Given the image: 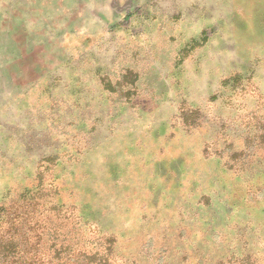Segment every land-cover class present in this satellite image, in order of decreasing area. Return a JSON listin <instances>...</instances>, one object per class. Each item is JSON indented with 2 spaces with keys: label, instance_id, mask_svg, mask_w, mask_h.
<instances>
[{
  "label": "rangeland",
  "instance_id": "rangeland-1",
  "mask_svg": "<svg viewBox=\"0 0 264 264\" xmlns=\"http://www.w3.org/2000/svg\"><path fill=\"white\" fill-rule=\"evenodd\" d=\"M229 15L230 0H0V232L18 216L43 264H237L244 241L259 250L264 47L246 51L217 24ZM96 75L114 85L108 106ZM50 94L71 103L68 123ZM61 116L72 134L49 145ZM39 178L58 194L17 199Z\"/></svg>",
  "mask_w": 264,
  "mask_h": 264
},
{
  "label": "crops",
  "instance_id": "crops-1",
  "mask_svg": "<svg viewBox=\"0 0 264 264\" xmlns=\"http://www.w3.org/2000/svg\"><path fill=\"white\" fill-rule=\"evenodd\" d=\"M194 7L197 10L202 8L198 4H195ZM203 8L207 9V6H205ZM206 14H207V12L205 13L204 16H206ZM221 23L232 24L231 33H232V35H234V38H236L238 40L239 39H245L246 40V42H245L246 51H248V52L250 51V53H252L253 55L256 52V51H254V49L259 50V49H261V47H264V0H230L229 19H228V21H225L222 18H220L217 24H221ZM257 52H259V51H257ZM252 54H250V55H252ZM106 76L96 75L95 77H93V82H96V84H97L96 86L99 87L98 89H101L100 93H101L102 99L101 98L100 99L102 100V102L106 103L108 106L110 104V102L111 103L114 102V100H112V97H111L112 94H114V85L113 86L109 85V83H111V82L108 81L109 79ZM72 79H74V80H76V82H78V80H79L78 75L77 76L74 75V77H72ZM78 88L79 87H75V88L72 87L71 93H77ZM130 92H129V95L132 94V93L130 94ZM105 96H106V99L104 98ZM50 98H51L52 104H54V107L52 109H49L50 114H52L53 117H56L54 114L64 113L63 116L65 118V123H68L66 121V114L72 110L71 103L66 101V99H63V101H60L57 99V97H53L51 94H50ZM76 104L77 103L75 102L74 103L75 108H76ZM26 108L28 110L30 109L28 106H26ZM63 116H61V118H60V123L52 121L51 118H49V121H50L49 124L53 125V127H51V128L58 130V133L53 134L50 132L52 139L48 140L49 145L51 143L53 144V143L58 142L57 139H63L62 138L63 136H70L72 134L71 132L70 133L68 132L69 130L67 129L68 128L67 125L66 124L63 125L61 123L62 121H64L63 120L64 118H62ZM49 124L48 125L46 124L45 127H48ZM73 134L78 135L79 130L76 129L75 131H73ZM57 137H59V138H57ZM64 143H65V140H64ZM19 145H20L19 146L20 149H18V152H22L23 150L28 151V147L25 146V143H24V147L21 144H19ZM56 149L57 148H55V147H51V149H49V150L47 149L46 151H42V154L44 155L43 157H45L47 155L49 157H51L50 156L51 152H57L58 151V149L57 150ZM70 150L71 149L70 148L68 149L66 147V144H65V147L62 148L61 152H69ZM29 151H30V149H29ZM26 155H28V154H26ZM31 156H32L31 154H30V156L28 155V157H30V158H37L36 154H34L32 157Z\"/></svg>",
  "mask_w": 264,
  "mask_h": 264
},
{
  "label": "trees",
  "instance_id": "trees-1",
  "mask_svg": "<svg viewBox=\"0 0 264 264\" xmlns=\"http://www.w3.org/2000/svg\"><path fill=\"white\" fill-rule=\"evenodd\" d=\"M21 145L23 146V144ZM255 151H256V146L252 148L250 147L248 150L245 151L247 153L246 156L248 158H256L257 154L255 153ZM56 157L57 156L47 157L46 160L49 161L50 159H53V158L55 159ZM50 161L52 162L53 160H50ZM242 166L243 165L241 164L240 167ZM241 170L242 169H240V171ZM240 171H237V172H240ZM38 177H40L39 174H38ZM41 181L42 180L39 178V180H36V182L31 187L24 188V190L22 191V194L17 199H20L21 197L25 196L28 193L33 198L35 197L36 194L41 192L42 189L44 188L48 193H54L53 196L58 194L59 189L55 188V186L52 187L51 186L52 184L50 183L49 185H47V187H45L46 184L42 185ZM48 204L49 202L44 204L45 207H43V210L55 209V207H52L50 204L49 205ZM47 205H48V208H47ZM77 208L78 207L75 206V209ZM71 215H73V211ZM19 220L20 218L18 216H11L8 220L10 228L0 232V264H43V260L41 258H36L35 256L29 257L28 251L23 249V246H24L23 244H25L26 241L24 239V234L20 230L17 229L18 227L17 224H19ZM257 244L260 247V249L255 250L253 252V251H250L248 248L249 242L244 241L242 243L241 253L240 254L229 253V256H231L232 259L237 261V264H264V241L259 240ZM215 250L218 253L220 252L217 249ZM205 259H206L205 257H195L194 256L193 258L192 256H190V260H191L190 264H213V263H208L207 260ZM183 261H185L184 257L179 260V263L184 264ZM214 264H221V263L219 260H217Z\"/></svg>",
  "mask_w": 264,
  "mask_h": 264
}]
</instances>
